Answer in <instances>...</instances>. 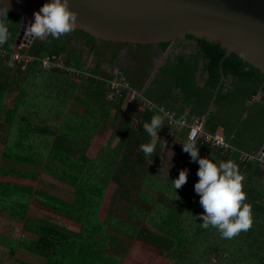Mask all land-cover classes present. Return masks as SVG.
<instances>
[{
  "label": "trees",
  "instance_id": "16d2710c",
  "mask_svg": "<svg viewBox=\"0 0 264 264\" xmlns=\"http://www.w3.org/2000/svg\"><path fill=\"white\" fill-rule=\"evenodd\" d=\"M30 22L9 10L10 37L0 45L6 54L0 55V141L5 136L2 158L43 170L39 174L0 167V210L24 223L25 231L37 237L24 239L22 249L45 264H264V171L258 165L240 163L237 156L222 159L208 150L207 157H199L213 163L233 161L244 176L243 203L252 210V227L231 239L222 238L216 228H204L200 217L205 210L195 191L200 179L198 160L193 161L181 145L180 149L174 147L178 142L169 141L170 129L164 121L156 138L143 130L145 122L150 123L154 115L163 118L162 113L140 110L138 98L123 112L128 93L117 102L108 99L116 70L100 78V64L90 76L83 55L71 54L69 42L64 41L73 32L97 41L84 31L75 29L58 39L49 36L50 43L35 42L22 48L17 38ZM188 41L198 44L196 52L178 57L177 63H168L153 81L154 89L146 88L145 78L153 67L151 49L155 45L105 42L117 47L114 61L119 59L121 49L132 47L136 67L122 72L147 100L175 108L180 115L186 106L191 107L188 117L206 113L207 131L220 133L229 141L234 133L228 130L229 124L216 120L208 108L211 104L232 103L229 97L237 102L261 90L264 93V74L235 55L226 59L227 52L220 46L194 37ZM171 46L164 43L160 49L168 51ZM93 49L101 59L102 49ZM17 55L30 56L34 61L23 70L24 63L15 61ZM53 55L63 57L77 72L43 68L42 59ZM201 64H205V88L198 80ZM170 69L171 74L167 73ZM229 80L231 88L226 89ZM178 91L184 103L179 109L172 105ZM72 103L80 108L71 107ZM108 123L112 133L108 143L103 144L101 130ZM150 142L156 144L155 151L145 156L140 145ZM175 148L179 154L182 152L183 159L169 174L165 155ZM185 170L186 183L174 191L172 181ZM43 176L70 190L71 201L40 189ZM112 182L118 185L119 198L129 199L127 214L135 222L120 218L116 211L107 214L105 220L99 219ZM37 211L56 223L37 220ZM0 236V242L16 255L12 240Z\"/></svg>",
  "mask_w": 264,
  "mask_h": 264
},
{
  "label": "water",
  "instance_id": "95a60500",
  "mask_svg": "<svg viewBox=\"0 0 264 264\" xmlns=\"http://www.w3.org/2000/svg\"><path fill=\"white\" fill-rule=\"evenodd\" d=\"M49 2L4 0V5L33 23ZM70 7L78 13L76 30L99 41L147 46L194 37L264 74V0H70ZM33 41L27 32L28 48Z\"/></svg>",
  "mask_w": 264,
  "mask_h": 264
},
{
  "label": "clouds",
  "instance_id": "9594fccd",
  "mask_svg": "<svg viewBox=\"0 0 264 264\" xmlns=\"http://www.w3.org/2000/svg\"><path fill=\"white\" fill-rule=\"evenodd\" d=\"M9 10L4 0H0V45L5 44L10 37L7 27ZM77 26L78 13L71 9L70 0H50L34 14V22L28 26L27 31L34 38L51 36L58 39L73 32ZM23 45L27 44L24 42ZM162 127L163 118L160 115H154L150 123L143 124V130L152 138L158 137ZM183 146L192 160H198L200 165L197 173L200 179L195 184V191L200 194V203L205 210V214L200 217L204 221L202 226L216 228L224 239H231L239 232L251 228L252 210L248 203H243L246 200L242 183L244 176L239 173L238 166L231 160L213 163L209 159L199 158V148L191 139ZM155 148L154 142L140 145V151L145 156L152 155ZM186 181L187 170L181 171L179 178L172 181L171 187L175 191Z\"/></svg>",
  "mask_w": 264,
  "mask_h": 264
},
{
  "label": "rangeland",
  "instance_id": "374dc122",
  "mask_svg": "<svg viewBox=\"0 0 264 264\" xmlns=\"http://www.w3.org/2000/svg\"><path fill=\"white\" fill-rule=\"evenodd\" d=\"M29 24L26 23V25L24 26L25 32H21V34L17 38L19 40V42H22L21 45H23L25 42L24 38L26 37L25 34H27V32H28L27 28H28ZM48 39H50L49 36H45V37H41V38H34L33 43H35V42L50 43L51 41ZM64 41L69 42L71 54H79L80 53L81 55H83V57H84L83 60L86 63V68H87L85 71H87L90 76L95 75L93 73V71H95V69H97L98 65H100V64L102 65V67L100 69V74H99L100 78H103L104 74H106V73L110 74L112 71H115V70H121L122 71V70H126V69H133L134 67H136V65L132 64V63H134V60H132L133 56L130 52L132 47L121 49L119 59L114 61L113 53H114L115 49H117V47L114 45L110 46L105 41H102V42L94 41L93 42V41L86 39L82 35H78L77 32H73V34H71L69 36V38L64 40ZM25 46L26 47H24V48H27L28 44ZM177 46L173 45L168 51H162L156 47L151 49V52L154 53L153 58H151V60H152L151 63H152L153 67H152V70L149 72L148 76H146V78H145L146 88L152 87L150 85V83H151V79L153 82L156 78V77L153 78L154 74H157L158 72H160L168 63H175V62L177 63L178 62L177 58L179 55H181V54L189 55L190 53L194 52L193 50H196L194 46H189L186 49V51H183V50L179 49ZM93 47H98V49H102V52L104 55H102L101 59H99V57L96 54V51H94ZM128 60L131 61V63H129ZM112 68H113V70H111ZM172 71H173V69H170V70H168L167 73L171 74ZM158 74H160V73H158ZM152 89H154V88H152ZM138 94L143 96L144 92L136 90V93L132 94L131 97L128 98L127 101L125 102V107L123 109V112H125L126 106L128 107V104L135 100L134 95H138ZM217 104H218V102H217ZM140 105H141V103H140ZM70 106L71 107L78 106L80 108V105L78 103H72ZM70 106H69V108H70ZM229 107H230V109H232V104L229 105ZM81 108L83 109V106ZM254 111H255L254 118L251 121L246 122L244 124H242V122L238 123V120L240 119V115H239V113H237V109L235 107H234L233 111L230 112V117L232 118V120H234V121H231L230 124L228 123L230 128L235 127V129H237V131L241 132L244 135L246 134L245 137H248V133H246L247 130L248 129L252 130L251 132L254 136V140L251 141L249 139L248 144L260 143L261 138L264 137V109L255 108ZM226 122H228V121H226ZM230 128H228V130ZM235 129H233V130H235ZM111 133H112V130H110L109 123H108L105 125V127H103V130H101V139L103 141V144L108 143V141L111 137ZM4 138H5V136L3 137V140L0 141V167H2V166L17 167L20 169L33 171V172L42 174L43 170L41 168H31L29 166H24V165L19 166V165L12 164L10 162L5 161L2 158V152L4 150ZM180 145L183 146V144L176 143V144H174V147H177V149H180L181 148ZM179 146H180V148H179ZM178 152L179 151H176V148H175L174 150H169L165 155L166 162L164 163V165H166V167H167L166 171L169 174H172L176 169L179 168V163L183 159L182 155H181L182 152L180 154ZM117 187H118V185L115 182H112L109 184V186L106 190L103 205H102L101 210L99 212V219L105 220L107 214H109L110 212L116 211L117 212L116 214L119 215L120 218L128 220L129 222H131V221L135 222L136 219L132 220V218L129 217V215L127 214L130 210V207H131V203H130L129 199L119 198V195H117V193H118ZM39 188L42 190H47L48 192H50L54 195H57L61 198L68 199V201H71V199H72V194H71L70 190L66 189L64 186H59L58 184L52 183L51 181H49L45 177L44 178L41 177V180L39 182ZM2 213L3 214H1V215H3V217H7V214H8L7 212H2ZM34 216L37 220H47L49 222L56 223L55 219H53L51 217L50 218L47 217L41 211H37L36 215H34ZM11 225L10 226H8L6 224L0 225V232L4 233L6 236H9V237L19 238L21 241L23 239H37L36 235L30 234V233L25 231L24 223L19 222L18 224H14L13 226H11ZM123 236L124 235L121 234V237H123ZM15 248H16V246H15ZM16 257H20L23 261H28L31 264H45L43 259L39 258L35 254L28 253L24 250L19 251L17 253ZM4 258L11 261L12 263L14 262L13 264H17L15 262L14 257H11L10 254L9 255L7 254L6 256H4Z\"/></svg>",
  "mask_w": 264,
  "mask_h": 264
},
{
  "label": "built area",
  "instance_id": "2783aa9c",
  "mask_svg": "<svg viewBox=\"0 0 264 264\" xmlns=\"http://www.w3.org/2000/svg\"><path fill=\"white\" fill-rule=\"evenodd\" d=\"M24 47L26 46L22 45V48ZM0 55L3 57L6 56L1 50ZM15 61L24 63L22 68L23 70H26L27 65L32 63L34 58L17 55ZM42 63L43 68L46 70L62 69L67 72H77V69L67 66L66 60L63 57L57 55L43 58ZM126 93H128V98H130L132 94L136 93V90L133 88L132 83L128 80L125 74L121 70H116L113 73V79L110 80L108 99L117 102L122 100ZM134 96L135 99H140V110L150 111L155 109L162 113L163 121L170 129L169 141L184 144L191 139L199 148L198 151L209 150V152H212L214 155L222 159L238 155L240 163L258 165L264 171V151L253 154L240 151L232 144L233 140L228 141L219 134H210L206 129V115H201V117H188L187 114L180 115L175 109L166 106H157L142 95L138 94ZM187 154L188 156H191L189 153ZM214 264H219V261H215Z\"/></svg>",
  "mask_w": 264,
  "mask_h": 264
},
{
  "label": "crops",
  "instance_id": "0c3cea01",
  "mask_svg": "<svg viewBox=\"0 0 264 264\" xmlns=\"http://www.w3.org/2000/svg\"><path fill=\"white\" fill-rule=\"evenodd\" d=\"M178 46H177V45ZM174 46H177L179 49L183 50V51H186V49L189 47V46H194L195 49L197 50L198 49V44L194 41H179V42H176L173 44ZM177 48V49H178ZM161 50V49H160ZM196 50H193L194 52H196ZM193 52V53H194ZM192 53H190L189 55H191ZM188 56L187 54H181L179 55L178 57L180 56ZM178 59V58H177ZM204 68H205V64H201V69H200V72L198 73V80H199V84L201 87L205 88L206 86V76L204 75ZM161 70V69H160ZM161 72V71H160ZM158 72V73H160ZM157 74H154L153 78L154 77H157ZM231 83H232V80H229L227 83H226V89H230L231 88ZM153 82H152V79H151V83L150 85L152 86V88H155L154 85H152ZM227 92V90H225V93ZM144 96V95H143ZM181 92H176V97H174V100H172V105L174 107H177L178 109L181 108L184 103L181 99ZM145 97V96H144ZM229 100L232 101V103L230 102L229 104L225 105V104H221V105H215V104H211L210 107L208 108V113H213L214 114V118L218 121H228L227 123H231V121H234L232 120V118L230 117V112L233 111L234 107L237 109V113H239L240 115V119L238 120V123H241L244 124L246 122H249L251 121L253 118H254V114H255V108H258V109H264V93L263 91H259V94L258 95H255L253 97H251L250 99L248 100H244V99H237V102L235 101V98H228ZM232 104V109H230L229 105ZM175 109V108H174ZM191 107H188L186 106V108L184 109V114H188L190 113L191 111ZM182 114V115H184ZM206 115V118H207V114L204 113ZM193 117H198V115L196 114H193ZM235 129V127H231L230 130L234 133H232L231 137H230V140H233L232 144L240 151H245V152H248V153H259V152H263L264 151V137L261 138V142L260 143H253V144H248V141L249 139L251 141L254 140V136L252 134V130L251 129H248L246 133H248V137H245L244 134H242L241 132L237 131V129ZM216 134H219L221 135L220 133H216ZM222 136V135H221ZM237 139V142L235 143ZM199 157H202V156H205V154L208 155V153H206V150H201L199 151ZM207 155L205 157H207ZM237 156V158H239L238 155H233L232 157H235ZM212 157L214 158H217L216 156H213ZM239 160V159H238ZM2 212H5V211H1L0 210V225H8L10 226H13L14 224H18L19 222L16 221V220H13L11 218H9L8 214H7V217H3V214ZM6 216V215H5ZM0 235L2 236H5L9 239L12 240L11 243H13L14 245H16V248H17V253L19 251H23L24 249H22L21 247V242L24 241V239L21 241L19 238H14V237H9V236H6L4 233L0 232ZM32 240H36V239H32ZM1 241V240H0ZM25 251V250H24ZM27 252V251H26ZM11 257H14L15 259V262L17 264H25V263H30L28 261H24L22 263V259L20 257H16L17 254L15 255L10 248H7L4 246L3 243L0 242V261H2L3 264H13L11 261L7 260L4 258V256H6L7 254ZM29 253V252H28ZM1 264V263H0Z\"/></svg>",
  "mask_w": 264,
  "mask_h": 264
},
{
  "label": "flooded vegetation",
  "instance_id": "af4514ba",
  "mask_svg": "<svg viewBox=\"0 0 264 264\" xmlns=\"http://www.w3.org/2000/svg\"><path fill=\"white\" fill-rule=\"evenodd\" d=\"M97 41H98V42H102V41H99V40H97ZM172 46H173V44H172ZM172 46H171V47H172ZM154 47L160 49V45H155ZM171 47H170V48H171ZM128 62L131 63V61H129V60H128ZM132 64H133V63H132Z\"/></svg>",
  "mask_w": 264,
  "mask_h": 264
}]
</instances>
